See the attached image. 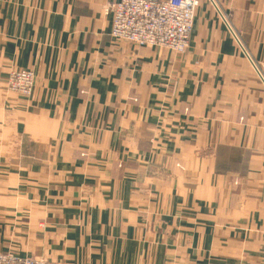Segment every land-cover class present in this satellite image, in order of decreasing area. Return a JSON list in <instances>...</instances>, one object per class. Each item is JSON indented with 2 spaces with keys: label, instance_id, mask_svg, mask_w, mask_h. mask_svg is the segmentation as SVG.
<instances>
[{
  "label": "crops",
  "instance_id": "1",
  "mask_svg": "<svg viewBox=\"0 0 264 264\" xmlns=\"http://www.w3.org/2000/svg\"><path fill=\"white\" fill-rule=\"evenodd\" d=\"M115 1L0 0V252L264 264V0H200L184 52L115 41Z\"/></svg>",
  "mask_w": 264,
  "mask_h": 264
},
{
  "label": "built area",
  "instance_id": "2",
  "mask_svg": "<svg viewBox=\"0 0 264 264\" xmlns=\"http://www.w3.org/2000/svg\"><path fill=\"white\" fill-rule=\"evenodd\" d=\"M200 0H120L110 2L111 36L117 41L137 46H166L184 52L190 37ZM11 90L24 97L33 94L36 74L33 70H11L7 76ZM0 264H61L15 252H0Z\"/></svg>",
  "mask_w": 264,
  "mask_h": 264
},
{
  "label": "rangeland",
  "instance_id": "3",
  "mask_svg": "<svg viewBox=\"0 0 264 264\" xmlns=\"http://www.w3.org/2000/svg\"><path fill=\"white\" fill-rule=\"evenodd\" d=\"M29 70V69H28ZM31 70V69H30ZM8 76V75H7ZM36 258V257H35ZM40 259H43V258H40ZM50 261H55V260H50ZM55 262H59V261H55ZM59 263H61V262H59ZM61 264H63V263H61Z\"/></svg>",
  "mask_w": 264,
  "mask_h": 264
}]
</instances>
